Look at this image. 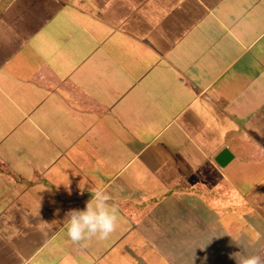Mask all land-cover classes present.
<instances>
[{"label":"crops","instance_id":"1","mask_svg":"<svg viewBox=\"0 0 264 264\" xmlns=\"http://www.w3.org/2000/svg\"><path fill=\"white\" fill-rule=\"evenodd\" d=\"M93 187L120 220L85 247ZM239 251L264 258V0H0V264Z\"/></svg>","mask_w":264,"mask_h":264},{"label":"clouds","instance_id":"2","mask_svg":"<svg viewBox=\"0 0 264 264\" xmlns=\"http://www.w3.org/2000/svg\"><path fill=\"white\" fill-rule=\"evenodd\" d=\"M90 193L91 198L85 208L67 211L63 221L67 238L85 247L86 242L93 239L107 240L117 230L120 220L118 208L109 203V193L100 187L91 188ZM229 258L235 260L236 264H264V258L259 254L246 251L231 253Z\"/></svg>","mask_w":264,"mask_h":264},{"label":"water","instance_id":"3","mask_svg":"<svg viewBox=\"0 0 264 264\" xmlns=\"http://www.w3.org/2000/svg\"><path fill=\"white\" fill-rule=\"evenodd\" d=\"M233 159V155L228 149L223 150L219 156L216 158V161L221 167L226 166Z\"/></svg>","mask_w":264,"mask_h":264}]
</instances>
